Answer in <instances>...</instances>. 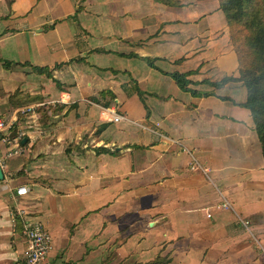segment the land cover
<instances>
[{"label": "crops", "instance_id": "1", "mask_svg": "<svg viewBox=\"0 0 264 264\" xmlns=\"http://www.w3.org/2000/svg\"><path fill=\"white\" fill-rule=\"evenodd\" d=\"M179 3L0 0V68L63 61L52 72L72 82L28 86L60 107L47 125L30 115L24 150L1 167L0 264L23 256L19 209L49 234L42 264H264V160L245 88L210 83L238 74L228 27L217 0Z\"/></svg>", "mask_w": 264, "mask_h": 264}, {"label": "trees", "instance_id": "2", "mask_svg": "<svg viewBox=\"0 0 264 264\" xmlns=\"http://www.w3.org/2000/svg\"><path fill=\"white\" fill-rule=\"evenodd\" d=\"M157 1L167 5L180 4L179 0ZM217 1L228 27L229 39L236 53L238 74L236 77L223 76L210 83L218 86L227 80L241 81L245 88V99L242 105L249 110L253 130L264 160V0ZM75 59L71 58L70 61ZM145 60L149 66L156 68L150 58L146 57ZM15 64L28 65L24 62L7 60L2 62V66L5 68ZM29 67L38 71L51 70L46 65H29ZM51 68H54V65ZM166 73L180 89L188 91L192 95L205 94L188 86L192 81L186 77L185 72L171 71ZM137 92L139 93L138 89Z\"/></svg>", "mask_w": 264, "mask_h": 264}, {"label": "rangeland", "instance_id": "3", "mask_svg": "<svg viewBox=\"0 0 264 264\" xmlns=\"http://www.w3.org/2000/svg\"><path fill=\"white\" fill-rule=\"evenodd\" d=\"M62 63L65 62L59 61L58 64H53L54 68L49 71L34 70L31 67L28 68L27 65V67L22 68V72L19 73H11L6 71L4 72L0 68V116L7 117L14 111L16 114V119L9 127L8 137L10 139V142L15 141V143L19 145V148L17 150V153L11 156L17 155L24 150L23 147L27 141L26 139L28 136V127L24 125L29 123L30 115L34 116L35 114L41 125H47L48 121L46 120V116L49 113L48 110H56L60 107V105H58V103L56 102V105L53 106L52 109V106L49 105L50 103L40 100L41 95L39 92L30 90L28 86L30 83L33 84L34 82L41 81L54 82L59 87H61V85L71 86L70 83L72 82L61 81L57 77V75H54V73L52 72L55 68H58L60 65H62ZM11 67L14 68L15 65H11L6 68L3 67V69L8 70ZM97 95L102 97L104 100H109L110 98H112L111 94L108 93L107 88L99 89ZM86 97L92 98L91 95H87ZM23 136L26 139L21 143L20 140Z\"/></svg>", "mask_w": 264, "mask_h": 264}, {"label": "built area", "instance_id": "4", "mask_svg": "<svg viewBox=\"0 0 264 264\" xmlns=\"http://www.w3.org/2000/svg\"><path fill=\"white\" fill-rule=\"evenodd\" d=\"M105 109L107 108H103V110ZM106 117L109 120L116 121L122 118V115L115 109H111L106 111ZM15 119V111L7 117L0 116V168L4 166L6 158L17 153L19 148V145L15 141L10 142L8 137L9 127ZM15 192L23 194L26 192V187L24 185L16 186ZM222 206H225V203H222ZM17 214L22 217V232L26 244L22 258L15 264H41L50 249L49 234L40 220L26 217L22 209L17 210ZM206 215H209V213ZM240 221L243 224L247 222L241 219Z\"/></svg>", "mask_w": 264, "mask_h": 264}, {"label": "water", "instance_id": "5", "mask_svg": "<svg viewBox=\"0 0 264 264\" xmlns=\"http://www.w3.org/2000/svg\"><path fill=\"white\" fill-rule=\"evenodd\" d=\"M25 137L23 136L22 138H21V140H20V142L22 143V142H24L25 141ZM2 178V171H1V168H0V179Z\"/></svg>", "mask_w": 264, "mask_h": 264}]
</instances>
